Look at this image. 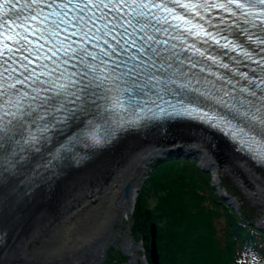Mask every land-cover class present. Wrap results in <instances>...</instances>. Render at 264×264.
Masks as SVG:
<instances>
[{
  "label": "snow or ice",
  "instance_id": "obj_1",
  "mask_svg": "<svg viewBox=\"0 0 264 264\" xmlns=\"http://www.w3.org/2000/svg\"><path fill=\"white\" fill-rule=\"evenodd\" d=\"M8 0H5L7 3ZM39 3V0H36ZM52 4L56 9H65L71 4V0H67V3L55 4V0H52ZM172 4L175 8L183 9L188 17L177 13L175 8L169 7ZM230 5H235L236 9L241 10V14L245 16H252V9L257 5L264 6V0H227V2H216V0H162L160 4H144L138 5L139 8L155 7L158 10H162L167 13L163 18L155 17L157 22L163 21L168 23V18L171 17L175 24L169 26L176 29L178 32L182 25H184V33L193 38V43L187 44L186 48L182 51H188L191 55L180 58V53L172 51L171 57H175L179 61L178 68L167 75V78L161 80L158 76H149V81L154 79L155 84H152L156 91V99L148 97L152 104L156 105L158 112H152V109H148V112H152L153 118L162 117H187L189 119L198 120L200 123L214 130H222L226 135H229L233 141L238 142L239 149L243 150L247 148L252 152L253 156L259 161L264 162V58L255 61L260 66V75L256 79V70H252L250 76L247 72L240 71L242 57L246 60L254 59V51L245 49L242 42L230 40L228 35L224 33L231 29V25L228 24L224 17H219V22H214L215 17L211 16V11L223 10L235 16ZM94 7H101L96 4ZM4 4H0V8H3ZM15 5H12V9H15ZM75 8L79 9L82 15L73 18L70 22L67 17L66 11H60L55 13L58 17L57 20L52 21L53 27L59 29L61 24L65 27H72L73 24L80 25L75 32L71 35H80L81 39L89 37L88 32H84V26L90 22L94 23L95 20L91 16L86 15V9L88 4H84L83 7L77 3ZM102 7L108 8L109 4H103ZM208 13V18L202 13ZM5 17L8 16V12H4ZM40 15L38 12L31 17L32 20H36ZM51 15V14H50ZM140 15H144L143 12ZM257 17H264V12H257L254 19ZM198 18V20H197ZM27 19V18H24ZM47 20V17H44ZM97 19H103V16L97 17ZM23 20L19 15L16 19L3 20L0 22V29L4 31L0 32V57H5L12 60V64L19 62L24 73L28 75L24 76L23 80H17L16 83L24 84L30 78L33 83H53V81H41L40 75L35 73V70L30 67L33 64V60L47 59L43 52V45L38 44L43 32H40L35 40L28 39V29H24V35L20 36L19 33H13L11 35H5L6 32L12 30V26L17 27L20 24L17 21ZM197 20L196 23L193 21ZM249 21H246V23ZM261 28L264 30V19L260 20ZM223 25L224 27H221ZM34 31H40L35 29ZM101 35L107 36L108 33L103 29L97 30ZM167 31V29H165ZM242 31H247L243 29ZM52 35L58 36L59 33H52ZM92 36L99 40L100 36L96 32L91 33ZM16 37H20L17 39ZM183 43V34L180 36ZM67 39V37H65ZM249 39H251V33H249ZM6 41H11L12 47ZM46 43V41H45ZM75 43V41H73ZM156 43H161L157 41ZM197 43L200 47L197 46ZM257 45L264 44V39L259 36L256 37ZM63 42H61V47ZM71 47V45H69ZM172 49L176 48V45L171 46ZM60 49L53 48L52 55L57 56ZM226 50V51H221ZM64 54L67 55V49H63ZM73 53L79 54L80 52L87 53V49H72ZM115 51V49H113ZM264 51V49H261ZM137 52L141 55H147L151 63L148 67L154 65L152 60L153 56L159 57L160 51L152 47L150 49H137ZM231 52L237 53L235 57L229 56ZM193 57H199L200 59H193ZM222 57H228L230 61L234 62V65L230 67L229 63L223 62ZM82 58V57H81ZM95 59V55L92 56ZM132 59V57H130ZM187 61L190 69L197 68L200 65L199 72H192L191 77L186 78V74L179 71L185 65ZM59 63V60H57ZM41 69H46V64L38 65ZM212 66L218 69L226 70L223 73H213L211 71ZM247 67V65H244ZM140 67V65H135ZM171 68L172 65L168 64ZM163 65H161V70ZM205 69H208L209 75L216 77V80L220 82V87L217 88L212 81L202 78L200 73H203ZM5 71H14V69L6 68ZM131 72V70H129ZM124 73L123 75H128ZM136 75H139L137 72ZM0 77H3V73H0ZM238 77V79H237ZM195 80L196 84H200V87H196L193 84ZM245 81L246 83H241ZM103 83V81H101ZM146 81L145 86H147ZM84 85L81 91L86 90L90 86ZM212 84V87L208 85ZM175 85V87H170ZM162 86V87H161ZM143 91V88L139 85L133 84L132 86H126L119 89L120 97L115 101L121 107L125 105L129 110L133 111L134 115H137V120L133 123H138L139 119L143 118L145 109L143 105L146 101H138L136 99V92ZM36 95L32 97V103H29L27 108L21 105L19 89L15 88V84H8L3 91H0V183H7L9 177L23 175L27 169L31 170L32 177H42L46 172H54L56 167L64 160L68 159L77 148V146L84 142L85 139H91L94 143L99 144L101 142V129L102 125L96 120V115H92L91 118L82 119L81 113L83 109H68L63 104L55 109L45 107L49 104L51 98L40 96L41 91H47V89H34ZM125 93H129L127 97H124ZM259 93V94H258ZM15 97L18 98H14ZM95 93H92L94 95ZM75 95V93L73 94ZM147 95V93H145ZM165 95H171L172 100L165 99ZM24 97L28 96V93L23 94ZM79 98V97H77ZM160 101V104L157 103ZM35 101H39L35 103ZM165 105L166 107H162ZM95 102L93 101V105ZM14 109V110H13ZM79 121V123H75ZM25 124L30 127H34L35 131H29L28 137L23 139L21 144L22 133L25 128ZM104 136H111L114 134V130L103 128ZM24 145H30V147H24Z\"/></svg>",
  "mask_w": 264,
  "mask_h": 264
},
{
  "label": "bare ground",
  "instance_id": "obj_2",
  "mask_svg": "<svg viewBox=\"0 0 264 264\" xmlns=\"http://www.w3.org/2000/svg\"><path fill=\"white\" fill-rule=\"evenodd\" d=\"M158 129L123 133L106 147L90 151L88 158L38 177L31 186L19 185L13 177L0 183V264H84L97 236L93 225L115 220L121 227L113 230L108 244L128 248V259L137 264L139 245L124 222L131 216L134 189L145 180V173L139 181L140 175L150 161L168 156L164 150H190L209 167L214 181H219V169H225L253 196L264 199V169L219 135L182 121ZM157 154L161 156L153 158Z\"/></svg>",
  "mask_w": 264,
  "mask_h": 264
},
{
  "label": "trees",
  "instance_id": "obj_3",
  "mask_svg": "<svg viewBox=\"0 0 264 264\" xmlns=\"http://www.w3.org/2000/svg\"><path fill=\"white\" fill-rule=\"evenodd\" d=\"M145 174L142 188L156 204L149 209L138 197L134 230L147 249L149 226L156 224L160 264H264V231L253 225L261 212L229 176L220 178V186L236 198L238 210L218 195L211 173L189 156L162 157Z\"/></svg>",
  "mask_w": 264,
  "mask_h": 264
},
{
  "label": "water",
  "instance_id": "obj_4",
  "mask_svg": "<svg viewBox=\"0 0 264 264\" xmlns=\"http://www.w3.org/2000/svg\"><path fill=\"white\" fill-rule=\"evenodd\" d=\"M104 147H106V146H103L99 149H102ZM96 150H98V149H96ZM163 153L167 154L168 156H174V157H177L179 155V153L177 151H174L172 149L171 150H164ZM197 164L203 171L211 172V170L207 166L202 165L199 162H197ZM211 174H212L211 184L216 188L218 195L220 197L224 198L230 206H232L235 210H237L238 205H237L235 198L232 197L231 195L227 194L224 189H222V188L220 189V186L218 185V181H214L213 173L211 172ZM234 180H235L236 185L244 192V194L246 195V198L249 200V202L261 210L262 215H261L260 219L257 222H255L253 225L256 228H258L259 230L264 231V199L261 197L253 196V194H251L246 189V187L243 184H241L236 178H234ZM139 187H136L134 189L135 190V192H134L135 198H134L133 204L130 207V213H132V210H133V207L135 204L134 202L136 199V194H137ZM128 191L129 190L125 188V191H124L125 196L128 195ZM116 222H117V220H115L114 222L112 221V223L109 225L107 222L101 221V223L99 222V224L96 223L93 225V229H96L95 231H97V236H94L93 239H95V240L92 241L91 246H89L86 250V254L84 257L85 258L84 264H102L103 263L105 256L107 254V251L110 247L108 244V239L110 238V235L113 234V230L115 229ZM149 234H150V241L148 244L149 261L151 264H160L159 263L158 249H157V242H156L157 226L155 223H152L149 226ZM112 246L115 247V244H113ZM122 251H123L124 255L127 257V263L126 264H135V262L133 260L128 259L129 249L128 248L125 250L122 249ZM87 252H88V254H87Z\"/></svg>",
  "mask_w": 264,
  "mask_h": 264
},
{
  "label": "rangeland",
  "instance_id": "obj_5",
  "mask_svg": "<svg viewBox=\"0 0 264 264\" xmlns=\"http://www.w3.org/2000/svg\"><path fill=\"white\" fill-rule=\"evenodd\" d=\"M190 123V122H188ZM223 140V139H222ZM226 142V141H225ZM227 143V142H226ZM230 146V145H229ZM174 151H177L179 153L178 156H182V155H186L189 156L191 158H198L197 155L193 154L190 150L187 149H172ZM161 156V154H157L155 155L153 158L159 157ZM177 156V157H178ZM197 161V159H196ZM198 162V161H197ZM151 161L149 162V164L147 166H150ZM253 164V163H252ZM198 165V164H197ZM209 168V167H208ZM146 172V169L143 170L142 174L140 175L139 181L141 180V177L143 176V174ZM206 172V171H205ZM211 173V172H210ZM246 173V172H245ZM146 175V174H145ZM218 175H219V180L220 178H222L223 176H229L231 178V181L236 185L234 178L232 177L231 174H229L227 172V170L225 169H219L218 171ZM251 176H253L255 178L254 175L250 174ZM146 177V176H145ZM14 178V177H13ZM12 179V178H11ZM139 181L137 182L139 184ZM144 183V181H143ZM142 183V184H143ZM142 184L140 185V188L137 191L136 194V199L135 202L137 201L138 197L139 199H141V201L145 200L147 203V207L149 209L154 208V205L156 204L155 198L153 195H151L150 193H148V191L144 188H142ZM237 186V185H236ZM150 194V195H149ZM245 195V194H244ZM232 196V195H231ZM246 197V196H245ZM247 199V198H246ZM248 200V199H247ZM154 204V205H153ZM251 204V203H250ZM135 207V204H134ZM134 207L131 213V216L129 217L128 221L124 222L125 228H127V231L130 233V235L132 236V238L134 239L135 243L137 245H139V248L136 250L135 255H136V260H137V264H151L149 261V257H148V247L147 249H145V247L143 246L142 241L144 240V238H142L140 231L134 230L135 228V222L136 219L133 217V213H134ZM258 209V208H257ZM260 212L261 210L258 209ZM262 214V212H261ZM127 219V218H126ZM258 221V220H257ZM117 223V222H116ZM118 226V227H117ZM119 227H121L120 222H118L116 224L115 230L118 231ZM149 244V241L146 242ZM111 248V249H110ZM106 254V257L103 261L102 264H126L127 263V257L124 255L122 248H115L113 246H111ZM143 258L146 260V263L143 261Z\"/></svg>",
  "mask_w": 264,
  "mask_h": 264
}]
</instances>
